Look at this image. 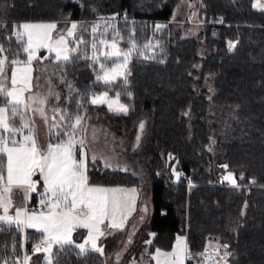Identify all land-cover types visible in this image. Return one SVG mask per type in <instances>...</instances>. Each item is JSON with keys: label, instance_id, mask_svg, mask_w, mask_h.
Here are the masks:
<instances>
[{"label": "trees", "instance_id": "1", "mask_svg": "<svg viewBox=\"0 0 264 264\" xmlns=\"http://www.w3.org/2000/svg\"><path fill=\"white\" fill-rule=\"evenodd\" d=\"M179 1L0 0V44L9 63L25 60L24 37L16 36L22 22L76 21L72 62L45 61L61 90L63 107L70 115L83 114L93 106L90 95L105 89L119 93L127 104L126 113L101 107L114 124L133 127L143 120L149 128L143 152L154 150L148 167L153 210L142 222L139 216L127 259L149 262L156 248L169 250L176 234L184 233L191 252L215 242L223 254L231 253L226 264H264V10L254 8L253 0H196L203 25L190 36L182 35L171 19ZM150 25L156 28L154 44H148ZM114 36L122 48H137L129 54L126 79L106 85L96 79L101 64H114L118 58L96 57L92 45ZM213 132L218 160L205 148ZM95 164L89 161L91 183H140L132 172ZM170 166L176 177L167 170ZM228 171L237 186L222 178ZM22 236L28 244L42 237L35 229L24 233L4 225L0 264H21ZM119 237L117 231L102 238L103 254L89 249L80 256L74 246L63 251L56 247L53 263L106 264V254L123 244Z\"/></svg>", "mask_w": 264, "mask_h": 264}, {"label": "snow or ice", "instance_id": "2", "mask_svg": "<svg viewBox=\"0 0 264 264\" xmlns=\"http://www.w3.org/2000/svg\"><path fill=\"white\" fill-rule=\"evenodd\" d=\"M253 7L264 8V4H261L260 0H256ZM18 27L27 30V45L23 48V51L27 54V61L11 60L12 65L24 63L25 67L12 68L11 89H6L0 84V102L4 104L0 107V208L4 211V215H0V231L4 230L5 224L9 227L15 225L16 229L21 232L25 228L36 229L41 233L42 238L39 243L33 246V251H44L47 254L45 259L48 264H52V259L56 255L53 252V246L62 251L71 250V247L74 246L79 249L77 255L84 256L89 251L86 246L90 245L91 250L103 254V248L97 245L100 237L105 235L101 225H104L107 221V228L122 229L129 214L135 211L138 190L136 188L90 185L89 177L86 174L87 166L84 161V152H78L79 158L74 155L75 145L79 143L82 146L84 143L83 139L79 141L75 139L76 129L83 121V117L80 115H76L74 118L75 123H69L61 132L62 135L67 136L66 141L56 145L49 144L46 152L37 147L32 128L24 122V111H22V109L30 108L26 100L35 99L33 96L24 97L26 91H31V62L33 59L38 58L36 57V51L39 48L47 47L50 52L55 51L57 61L66 63L72 62L70 53L77 50L67 47V41L62 34L59 39L53 40L52 31L57 28L55 23L46 25L23 24ZM77 27L76 23H72L71 28L67 29L68 35H74ZM160 27L162 26L157 25V28ZM96 31L97 26L93 25L92 32L95 33ZM16 36L18 40L23 39V34L19 32L16 33ZM101 43L105 44L106 42L101 41ZM62 46L63 52L61 51ZM92 46L95 48V43ZM109 46L113 50L101 54L108 58H119L122 55L123 64L114 65L111 69H105L104 64H101L103 75L98 74L96 79L104 81L106 85L111 84L117 76H124L126 79V76L130 74L120 69L127 68L129 54L132 51V49H129L128 52L122 53L114 42ZM232 47V43L229 42V48ZM4 51L5 49L0 47V53ZM7 59V57L0 59V77L6 76ZM89 59H93V57H89ZM18 72L20 73L19 79L17 78ZM18 84L22 87L18 88ZM69 87H71L70 84ZM128 95H131V93H128ZM117 97H119V93ZM40 103L44 104L46 100L42 99ZM91 103L107 104L110 111L124 113L128 111L127 106L120 104L118 98L115 100L109 99L107 91L93 94ZM39 111L42 115L44 114L43 108ZM53 111L60 114L61 120L70 122L73 119L71 115H65L60 109L53 108ZM16 117L20 118L23 128L29 129V134L24 135L21 140L16 138L17 133H22V128L14 124ZM143 127L144 124L141 122L140 128L143 129ZM137 141H139V136ZM169 155L171 156V154ZM5 156L7 158L6 164L4 161ZM105 166L109 165L106 164ZM222 167L227 168L228 166L222 165ZM37 170L44 183V192L40 194V203L47 208V212H29L26 207H17L15 208V215H9V207L13 206L11 199L13 189L23 188L25 190V200H27V194L36 188V182L33 181L32 177ZM224 179L233 186H237L232 173H228ZM144 210L147 211L146 208ZM78 228L87 229L88 235L84 238L83 243H75L73 239L72 234ZM127 243H131V238ZM223 247L227 249L229 246L225 244ZM187 251L184 238L178 236L171 253H161L157 249V255L173 257L172 264H180L183 255ZM116 255L119 257L120 254L117 253ZM224 255L229 256L231 253L226 251ZM153 259H156V256ZM29 260L30 257L25 255V264H28ZM157 264H159V261H157Z\"/></svg>", "mask_w": 264, "mask_h": 264}, {"label": "rangeland", "instance_id": "3", "mask_svg": "<svg viewBox=\"0 0 264 264\" xmlns=\"http://www.w3.org/2000/svg\"><path fill=\"white\" fill-rule=\"evenodd\" d=\"M196 0H180L178 4L175 6L173 14H172V21L177 27V29H180L182 35H196L201 29L203 25V18L198 15L195 2ZM256 0H253V3H255ZM252 3V4H253ZM261 4H264V0H260ZM259 10H264L262 7H255ZM55 23L57 25V28L52 31L53 40L59 39V36L62 34L64 35L66 41H67V47L69 49L74 48V35L69 36L67 33V29L71 28L72 23H76V21H69L67 24H59L56 21L52 20H35V21H25L22 22L20 25L23 24H31V25H46ZM162 25V24H157ZM151 29L148 34V44H151L149 39L150 36H154L155 34V27L150 25ZM16 31V30H15ZM19 33L23 34L25 46L27 45V30L24 28L19 27L18 31ZM156 37V36H154ZM147 40V39H146ZM101 41H105V44H102ZM95 42L96 47L94 49V54L96 57H106L105 55H102L101 53H105L108 51H112L113 49L109 46L113 42L116 44L117 48L123 53L128 52L127 49H124L121 47L120 42L116 36L111 38H98ZM144 46H147L145 42L143 43ZM142 44V45H143ZM154 44V43H153ZM24 46V47H25ZM0 47H3L2 44H0ZM4 48V47H3ZM137 47L132 45L129 47V49H136ZM61 51L63 52V46L61 47ZM201 54H203V49L200 51ZM72 53V52H71ZM70 53V54H71ZM6 56L5 51L0 53V59H3ZM36 57L37 59H33L31 62V76L32 79L30 81L31 83V91H26L24 93V97L27 98L28 96L35 97L34 100H26V102L30 105V108L28 109H22L24 111V122L28 123L30 127L32 128V132L34 134L36 145L37 147L43 151L46 152L48 149V145H56L63 141L67 140V136H64L61 134L63 129L69 124V123H75V116L80 115L83 117L82 124L77 127L76 129V135L75 139L77 141L83 139L84 143L81 146L79 143H77L74 147V155L78 156V152L82 151L84 152V161L87 166L86 174H88V167H89V161H91L93 164L98 162V166L102 168H109V169H118L122 171H128L136 174L140 178V183L138 185H122L129 188H136L138 190L137 196H136V206L135 211H133L129 216L127 221L124 222V227L122 229H109L106 227L107 221L104 225H101L102 230L105 232L108 231L110 234H114L117 231H119V238L123 242L124 238L128 235L133 236L136 231H131L133 227H137V223L140 221H144L147 216H149L153 210L152 202H151V196H150V178L151 175H149L150 170H148L149 162L152 157V151L145 154L143 152V145L147 142V134H148V127L145 125V122L143 120H138L134 126L132 125L130 127H127L125 125H122L121 127H118L116 124H114V121L111 117L107 115V112L103 110L102 108H105L106 110L110 111L107 104H93L92 108L84 112L83 114H78L76 112H72L74 115H71L73 119L69 122L66 120L60 119V114L53 111V108L60 109L64 112L65 115H70L69 108H64V104L60 101H62V93L60 88L58 87V83L56 80L51 76V74L48 71L46 60L50 57L53 60L56 59V52L55 51H49L47 47L39 48L36 51ZM108 58V57H107ZM22 62L27 61V57L25 60H20ZM7 69H6V76L0 77V84L4 86L6 89H11V75H12V68L18 67V68H24L25 64L20 63L18 65H12L9 63L8 59L6 61ZM123 64V56L118 58V61H116L114 64L105 66V69H111L114 65H120ZM196 67L200 66V63H195ZM129 68V60L127 63L126 69H120L122 71H126ZM99 75H103V71H100ZM122 76H117V78ZM17 78H20V73L18 72ZM115 79V80H116ZM211 81L207 80V85H210ZM17 87H22V85L18 84ZM107 91L105 89L95 92L93 94H98L101 92ZM108 92V91H107ZM89 97V101L91 103L92 95ZM108 98L115 100L118 98L120 104H124L127 106V104L120 100L119 97H117V94H110L108 92ZM44 99L46 100V103L41 104L40 101ZM4 106L3 102L0 103V107ZM102 107V108H101ZM115 108V105L113 106ZM44 109V114L42 115L39 109ZM113 113H124V112H117V111H110ZM46 117V119H45ZM143 122L144 127L143 129L140 128V124ZM14 124L17 127L22 128V133H17L16 138L18 140L23 139L24 135L29 134L28 128H23L22 123L19 117H16L14 119ZM55 125V127H54ZM139 136V141H137V137ZM217 134L215 132L212 133V135L209 137V143L205 146V148L210 151L213 156L214 160H218L221 157V153L219 150L215 147V141H216ZM141 154V156H139ZM145 154V156H144ZM95 157V159H93ZM6 156H5V164H6ZM109 166H105V165ZM96 165V164H95ZM172 172V174L176 177L177 174L173 169V166H170L169 169H167ZM160 171L166 172V169L162 168ZM222 171V170H221ZM228 173H231L228 171L227 173L224 172L223 177L228 175ZM151 174V173H150ZM233 179H235L234 174ZM5 178H6V170H5ZM33 181L35 179L38 180V190L34 196L35 202L40 203L41 201V193L44 192V183L43 180L39 174V171L37 170L36 173L32 177ZM90 185L93 186H103L107 187L98 183H91ZM110 186V185H109ZM117 186V185H116ZM121 186V185H118ZM18 188L13 189V193L11 196V199L13 201V206L9 207V215H15V208H25V205L27 203V200H23V193L19 194ZM32 199V198H31ZM33 202V201H32ZM147 209L145 211L144 209ZM29 212H35L31 209L28 210ZM47 212V210L45 211ZM0 215H4V211L2 208H0ZM139 216H142V219H139ZM138 221V222H137ZM140 228V227H139ZM28 228L24 229L25 230ZM33 229V228H31ZM36 230V229H35ZM136 230V229H135ZM133 232V233H131ZM40 233V232H39ZM73 239L75 243H83L84 238L88 235L87 229L84 228H78L73 234ZM79 236H82L81 240L79 239ZM136 236V235H135ZM139 236V235H138ZM183 237L184 243L186 244L185 234L184 233H178L176 234L173 244L169 250H165L162 248H156L155 252L153 254V257L156 256V259L146 261L144 259H138L134 256L130 257V259H127L130 243H127V241H124L127 245L126 248L122 244L121 250L124 252L125 260H122L119 262V264H157V261H159V264H172L173 257H166L163 255H157V249L160 250L161 253H171L173 251L174 246L177 242V237ZM23 236H22V247H23ZM97 245L102 248V242L101 238L97 241ZM208 247L210 249H219L221 246L218 243L212 242L209 243ZM56 246H53V251L55 250ZM222 252V251H221ZM39 257V262L36 264H48L47 260L45 259L46 253L44 251L36 252ZM126 253V254H125ZM202 259V263L200 264H217L216 257L213 255H208L203 258H199L198 260ZM52 264L53 259H52ZM180 264H185V254L182 257V260L180 261ZM198 264V263H195Z\"/></svg>", "mask_w": 264, "mask_h": 264}, {"label": "built area", "instance_id": "4", "mask_svg": "<svg viewBox=\"0 0 264 264\" xmlns=\"http://www.w3.org/2000/svg\"><path fill=\"white\" fill-rule=\"evenodd\" d=\"M216 22L217 23H220V20H217ZM149 41H150L151 44L155 43V37L151 35ZM251 182L248 183V184H245V186L248 187L251 184ZM25 207L27 209H31V210L35 211L36 213L45 212L47 210V208L44 207L43 205H41V203H33L32 200H31V198H30V193L27 195V203H26ZM41 238H39L37 241L32 242L30 244H28L26 242L23 244V249H22V256H23V258L28 253L34 252L33 251V246L35 244L39 243V241L41 240ZM187 249H188V247H187ZM208 255L215 256L216 257V260H217V264H226V257H225V255L221 251H219V250H217L215 248H213V249L205 248L204 250H202L200 252H197V253L191 252L188 249L187 253H185V264H188V260L192 259L195 256L205 257V256H208ZM22 264H25L24 263V260L22 261Z\"/></svg>", "mask_w": 264, "mask_h": 264}, {"label": "crops", "instance_id": "5", "mask_svg": "<svg viewBox=\"0 0 264 264\" xmlns=\"http://www.w3.org/2000/svg\"><path fill=\"white\" fill-rule=\"evenodd\" d=\"M252 3H253V1H252ZM107 187H123V188H129V187H125V186H116V185H110V186H107ZM18 190V192H19V194H22L23 193V200H24V197H25V190L23 189V188H18L17 189ZM30 193V192H29ZM28 193V194H29ZM27 194V195H28ZM31 198H32V196H31ZM32 201L33 202H35V199L34 198H32ZM36 203V202H35ZM135 206H136V204H135ZM29 210V209H28ZM133 212V211H132ZM131 212V213H132ZM130 213V214H131ZM129 214V215H130ZM137 224H139V223H137ZM109 230L108 231H110L111 229L110 228H108ZM134 229H136V227L134 226L133 227V229L131 230V231H134ZM108 231H106L105 232V235L104 236H106V235H110V233L108 232ZM131 233H133V232H131ZM104 236H102V237H100L101 238V240H102V238L104 237ZM81 238H82V236H79V239L81 240ZM129 238H133L132 236H130V235H128L127 237H125L123 240L124 241H128L129 240ZM185 239H186V237H185ZM123 241V245L125 246L126 244H125V242ZM87 248H89V249H91L90 248V245H87L86 246ZM126 248V247H125ZM121 250H123L121 247H120V249H117V250H115V251H113V252H110V253H108V254H106V256H105V258H106V264H117V261H118V264H119V262L120 261H122V260H125V256H124V252H122ZM155 252V251H154ZM154 252L151 254V257H152V259L151 260H153V254H154ZM117 253H119L120 255H119V257H117ZM28 256L30 257V260L28 261V264H36L37 262H39V257L41 258V256L40 255H38L36 252L35 253H30V254H28ZM41 261V260H40ZM203 261H202V259L201 260H196L193 264H195V263H198V264H200V263H202ZM25 263V262H24ZM41 264H42V262H41Z\"/></svg>", "mask_w": 264, "mask_h": 264}, {"label": "water", "instance_id": "6", "mask_svg": "<svg viewBox=\"0 0 264 264\" xmlns=\"http://www.w3.org/2000/svg\"><path fill=\"white\" fill-rule=\"evenodd\" d=\"M234 44H235V43H234ZM34 181L36 182V188H35V190H36V189H37L38 180L35 179ZM35 190H34V191H35Z\"/></svg>", "mask_w": 264, "mask_h": 264}]
</instances>
